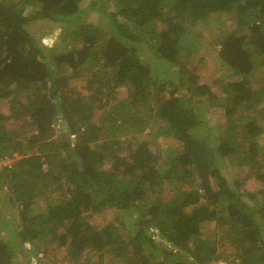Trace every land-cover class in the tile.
Here are the masks:
<instances>
[{"label": "trees", "instance_id": "1", "mask_svg": "<svg viewBox=\"0 0 264 264\" xmlns=\"http://www.w3.org/2000/svg\"><path fill=\"white\" fill-rule=\"evenodd\" d=\"M82 1L0 0V160L20 157L0 170V202L13 208L10 223L0 212V264H23L18 242L56 243L66 264H264V0H119L117 12L98 9L108 27L84 22L100 0ZM222 13L237 23L217 53L231 79L204 83L193 70L206 59L182 38ZM44 23L62 28L59 45L38 38ZM164 135L182 147L164 149ZM108 209L113 221H91Z\"/></svg>", "mask_w": 264, "mask_h": 264}, {"label": "rangeland", "instance_id": "2", "mask_svg": "<svg viewBox=\"0 0 264 264\" xmlns=\"http://www.w3.org/2000/svg\"><path fill=\"white\" fill-rule=\"evenodd\" d=\"M88 3L89 1H86V0L82 1L81 2L82 8L86 9L87 8L86 6L88 5ZM119 7H120L119 0H100L98 1L95 7L97 8V10L92 11V12H87L86 19L84 20V22L100 24L99 26L108 27L110 26V20L108 16H106L104 13H102L98 9H104V10L111 11V12H117ZM208 21L209 22L202 23L197 26L198 34L195 38L193 37L192 31L189 30L190 33L188 31V34H186L182 38L183 44H186L187 47L189 46L192 48L194 52L193 58L198 59L199 57L202 56L204 57V59H206V62L204 64H200L198 67L196 66L193 70L195 73H198V75L200 76V81L204 83L207 82L209 84L214 83L217 85V81L220 79L223 81L221 82V84H223L224 82L229 81L231 77L228 74L227 76L224 75V73L227 71L225 67L223 66V62L217 57V53L219 52V49H220L219 41L225 35V33H227L228 31L231 32L235 29L237 25L236 18L233 15L222 13L219 15L216 14V15L211 16ZM108 31L109 30L107 28V32ZM34 32L36 33L38 38L42 40L43 44L47 45L48 47H53L56 44L59 45V43L62 41V37H61L62 28L60 27L52 28V25L48 23H44L42 25L37 24L34 27ZM198 35H202V36L199 37ZM174 69H178V68L173 67V70ZM63 72H64L63 75L65 77H70V75L72 74L71 70L68 71L64 69ZM68 84L70 88H76V90L78 89L79 91H82L83 95H86L89 90L84 80L80 81V80L71 78L69 79ZM119 90H120L119 97L123 99L125 97V89L118 88V91ZM68 94L70 96L72 95L73 98L76 97L75 94H71V93H68ZM8 108L9 106L7 102H5L4 105L1 104L0 109L3 113L9 114ZM104 108L110 109V106L104 107ZM94 111H95V115L92 121L99 122L105 117L106 109H103L97 106L94 109ZM215 112L216 110H213L209 113V118L213 121H217L216 120L217 114ZM17 124H18L17 121H10V122L6 121L5 122V125L7 127H15ZM263 124H264V121H263ZM29 130L30 131L28 133H31L32 131L31 127H29ZM128 130L130 133H124L120 137L122 140L126 142H128V140H130L132 136H134V133L130 129ZM67 132H68L67 130L61 131L60 135L66 136ZM146 133L147 132L144 133L145 137H146ZM26 135L27 134H25V137ZM77 139H78L77 135H72L71 142L73 145L76 143ZM261 141L264 143V133L261 136ZM157 142L161 143L164 149H168L169 147L181 148L183 145L182 141L174 138L171 135L160 136L157 139ZM18 159H20V157L15 153L14 157L8 158L7 160H5V163L3 165L5 166L9 165V168L11 169V171L14 172L15 167L12 165V163ZM1 169L2 167L0 166V170ZM230 171H231L230 174L234 179H240L243 182L242 184L244 185L243 186L244 189L246 188L248 190H256L259 187V185H257L254 178H251V179L245 178L246 169L245 171H243V169L239 167H230ZM57 184L58 183H52V187H50L47 190L46 194L43 195L41 198H47V199L48 197L51 198L53 194V189H55ZM8 188H10L9 182L7 184L5 182V185L0 188V199L4 198V195H5L4 190ZM56 195H58V193H55V196ZM5 204L6 203L0 204V212L3 211L5 213L7 222L10 223V219L13 218L11 217V214H10L13 211V208L8 207V206L7 208H5L6 207L4 206ZM43 204H45L44 201H43ZM1 205L3 206V208ZM38 208H41V206H38ZM16 215H17V222H16L17 225H13L14 227L13 230H16L19 228V225H20L19 223L21 221L19 218L18 212H16ZM116 216H117V213H115L113 209L112 210L108 209L98 214H95L92 217L91 221L97 225L103 226L113 221ZM118 216H121V215H118ZM0 225L2 224L0 223ZM2 234H4L8 242L9 241L11 242V238L9 237L6 231H3ZM215 234H216L215 223L207 224L206 229H204L203 237L204 238L207 237L211 239V241H214ZM224 242L226 243V241ZM18 243L19 244L17 245V248H16V251H17L16 260L22 262L23 264H66L65 260L63 259L64 255H66V249L64 247H61L59 248V250H56L55 249L56 243L47 242V244H44V245L41 244L39 248H34L32 244L24 245L22 242L21 243L18 242ZM31 248L33 250H31ZM93 260L97 262L98 261L97 256H95ZM93 260L90 259L89 264H94ZM103 264H111V263L107 259L106 262Z\"/></svg>", "mask_w": 264, "mask_h": 264}, {"label": "built area", "instance_id": "3", "mask_svg": "<svg viewBox=\"0 0 264 264\" xmlns=\"http://www.w3.org/2000/svg\"><path fill=\"white\" fill-rule=\"evenodd\" d=\"M60 134H61V132H60ZM4 163H5V161L2 162V161L0 160V166H1V167L3 166ZM212 264H232V263H230V262H228V261H226V260H217V261L213 262Z\"/></svg>", "mask_w": 264, "mask_h": 264}]
</instances>
